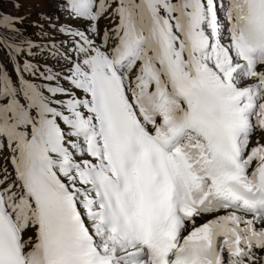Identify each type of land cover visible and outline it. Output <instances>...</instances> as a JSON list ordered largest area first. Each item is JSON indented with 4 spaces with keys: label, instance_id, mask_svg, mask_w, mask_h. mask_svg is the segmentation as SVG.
<instances>
[{
    "label": "snow or ice",
    "instance_id": "obj_1",
    "mask_svg": "<svg viewBox=\"0 0 264 264\" xmlns=\"http://www.w3.org/2000/svg\"><path fill=\"white\" fill-rule=\"evenodd\" d=\"M55 9L0 11V264H264V0Z\"/></svg>",
    "mask_w": 264,
    "mask_h": 264
},
{
    "label": "rangeland",
    "instance_id": "obj_2",
    "mask_svg": "<svg viewBox=\"0 0 264 264\" xmlns=\"http://www.w3.org/2000/svg\"><path fill=\"white\" fill-rule=\"evenodd\" d=\"M15 2L16 0H0V11L8 12L17 16L27 15L28 19L25 20L26 22H24L21 27L27 28L29 32L34 31L29 25L39 18V13L53 14L56 12V0H19V3L21 4L19 10L14 7ZM63 22L64 20L62 17L59 23Z\"/></svg>",
    "mask_w": 264,
    "mask_h": 264
}]
</instances>
